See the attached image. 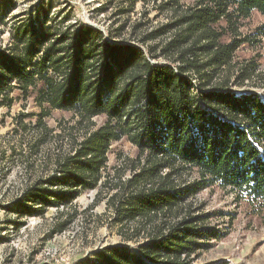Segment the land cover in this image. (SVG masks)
Masks as SVG:
<instances>
[{
    "label": "trees",
    "instance_id": "trees-1",
    "mask_svg": "<svg viewBox=\"0 0 264 264\" xmlns=\"http://www.w3.org/2000/svg\"><path fill=\"white\" fill-rule=\"evenodd\" d=\"M181 1L163 0L174 22L140 40L147 44L171 34L159 54L155 47L147 53L131 43H111L84 24L48 25L43 14L17 23L12 43L0 49V107H12L11 92L17 89L34 98L46 133L44 118L55 110L72 112L85 126L83 139H75L70 153L58 160L61 178L28 189L24 199L68 205L103 188L112 145L123 140L139 153L138 160H125L126 166L141 168V177L153 181L120 179L115 186L107 204L121 226L131 225L125 239L147 231L149 240L140 256L128 248L111 249L101 264H190L199 240L217 236L188 220L162 227L184 209L179 204L188 193L217 186L230 189L238 201L264 205V100L232 88L255 74L257 65L238 64L236 54L257 43L240 27L254 13L264 19V0H194L187 6ZM257 36H264V22ZM148 55L169 63L153 64ZM99 117L105 122L97 127ZM163 170L168 174L162 176ZM184 171H196L199 178L182 189L173 179Z\"/></svg>",
    "mask_w": 264,
    "mask_h": 264
},
{
    "label": "rangeland",
    "instance_id": "rangeland-1",
    "mask_svg": "<svg viewBox=\"0 0 264 264\" xmlns=\"http://www.w3.org/2000/svg\"><path fill=\"white\" fill-rule=\"evenodd\" d=\"M193 2L182 0L181 4ZM40 14L48 25L62 20L67 25L84 24L102 32L111 43H131L146 52L155 47L157 54L171 34L147 44L140 40L174 22V13L163 8V0H0V49L12 43L11 32L17 23L30 17L40 20ZM263 22L254 13L241 23L240 32L256 38L257 43L245 44L237 52L236 62L257 68L253 79L244 85L233 82L232 88L238 94L256 93L264 100V36H257ZM148 57L157 65L169 63L164 57ZM11 98L12 107H0V264H101L103 256L116 248H128L140 256L141 245L149 240L147 231L130 241L125 239L131 225L121 226L118 214L107 204L118 191L115 186L120 179L153 182L141 177V168L126 166L127 160L139 159L136 147L127 140L114 143L107 168L102 170L108 185L86 191L68 205L57 200L56 206L26 200L23 195L28 189L51 186L48 182L61 178L58 160L70 153L75 139H83L85 126L79 125L72 112L55 110L44 118L46 133L39 126L41 109L33 97L26 99L14 89ZM22 114L34 116L22 120ZM94 122L102 126L105 117ZM168 172L163 170L161 175ZM198 178L196 171H184L173 180L183 189ZM183 199L179 206L184 209L162 227L188 220L217 236L199 240L190 264H264V205L238 201L230 189L217 186L188 193Z\"/></svg>",
    "mask_w": 264,
    "mask_h": 264
},
{
    "label": "built area",
    "instance_id": "built-area-1",
    "mask_svg": "<svg viewBox=\"0 0 264 264\" xmlns=\"http://www.w3.org/2000/svg\"><path fill=\"white\" fill-rule=\"evenodd\" d=\"M152 62V61H151ZM153 64H155L154 62H152ZM163 64H168V63H163ZM159 65V64H158ZM178 64H175V65H172V67L178 72ZM193 84L197 87V85L199 84L198 83V80L197 79H194L193 81Z\"/></svg>",
    "mask_w": 264,
    "mask_h": 264
}]
</instances>
